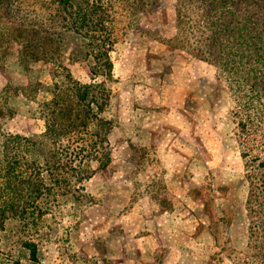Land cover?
Here are the masks:
<instances>
[{
	"label": "rangeland",
	"instance_id": "374dc122",
	"mask_svg": "<svg viewBox=\"0 0 264 264\" xmlns=\"http://www.w3.org/2000/svg\"><path fill=\"white\" fill-rule=\"evenodd\" d=\"M161 3L155 17L140 13L141 23L111 52L112 161L84 182V204L68 202L45 217L34 236L43 264H234L245 257L248 187L233 100L213 66L144 34L151 22L162 36L175 30L174 0ZM63 51L73 77L87 82L80 40L66 34ZM22 69L13 59L0 65V91L7 89L13 111L3 129L35 137L43 131L37 104L51 80L41 64ZM28 81L40 83L36 99L14 93ZM16 229L7 224L1 249L15 244Z\"/></svg>",
	"mask_w": 264,
	"mask_h": 264
},
{
	"label": "trees",
	"instance_id": "16d2710c",
	"mask_svg": "<svg viewBox=\"0 0 264 264\" xmlns=\"http://www.w3.org/2000/svg\"><path fill=\"white\" fill-rule=\"evenodd\" d=\"M161 1L0 0V65L41 64L51 80L37 104L43 131L35 137L4 131L13 111L7 89L0 91V244L8 223L17 228L0 264H43L34 236L45 217L68 202L84 204V182L111 163L118 119L111 52L140 13L158 14ZM173 9V32L162 36L151 22L144 34L210 64L227 84L248 187L245 257L233 263L264 264V0H174ZM66 34L80 40L87 82L70 72ZM38 85L28 81L14 93L36 99Z\"/></svg>",
	"mask_w": 264,
	"mask_h": 264
}]
</instances>
